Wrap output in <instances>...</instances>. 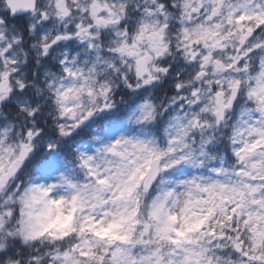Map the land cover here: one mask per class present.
Segmentation results:
<instances>
[{"label": "clouds", "instance_id": "9594fccd", "mask_svg": "<svg viewBox=\"0 0 264 264\" xmlns=\"http://www.w3.org/2000/svg\"><path fill=\"white\" fill-rule=\"evenodd\" d=\"M0 264H264V0H0Z\"/></svg>", "mask_w": 264, "mask_h": 264}]
</instances>
